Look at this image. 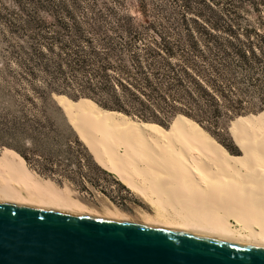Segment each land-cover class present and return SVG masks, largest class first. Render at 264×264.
I'll return each instance as SVG.
<instances>
[{"label": "trees", "instance_id": "1", "mask_svg": "<svg viewBox=\"0 0 264 264\" xmlns=\"http://www.w3.org/2000/svg\"><path fill=\"white\" fill-rule=\"evenodd\" d=\"M113 1L0 2L6 41L0 150L31 164L40 141L61 140L50 117L63 111L51 98L56 92L58 100L139 118L159 130L158 123L171 121V135L188 121L235 153L222 138L229 122L235 118L238 132L264 123V33L220 25L209 0H175L181 18L174 27L136 23L119 9L125 0ZM239 155L232 156L247 160Z\"/></svg>", "mask_w": 264, "mask_h": 264}, {"label": "bare ground", "instance_id": "2", "mask_svg": "<svg viewBox=\"0 0 264 264\" xmlns=\"http://www.w3.org/2000/svg\"><path fill=\"white\" fill-rule=\"evenodd\" d=\"M65 109L98 165L141 196L152 212L142 211L139 222L117 206L101 213L77 199L70 186L40 178L22 156L8 149L7 157L0 159V202L264 248V123H248L239 132L233 125L235 140L248 158L239 161L188 121L171 135L96 106L84 109L69 103Z\"/></svg>", "mask_w": 264, "mask_h": 264}, {"label": "water", "instance_id": "3", "mask_svg": "<svg viewBox=\"0 0 264 264\" xmlns=\"http://www.w3.org/2000/svg\"><path fill=\"white\" fill-rule=\"evenodd\" d=\"M0 264H264V248L0 202Z\"/></svg>", "mask_w": 264, "mask_h": 264}, {"label": "rangeland", "instance_id": "4", "mask_svg": "<svg viewBox=\"0 0 264 264\" xmlns=\"http://www.w3.org/2000/svg\"><path fill=\"white\" fill-rule=\"evenodd\" d=\"M104 1L105 0H98L99 5L102 6ZM107 1L111 4L116 3L113 0ZM209 1L214 5L216 12L215 16L219 17L220 25L226 27L232 24V26L239 29L240 32L249 30L264 33V2L260 0ZM0 2L12 4V0H0ZM119 9L128 16H132L136 23H148L152 21L156 27H174L176 23H178L179 18H181L180 6L176 5L175 0H145L144 3H142L141 0H125ZM203 13L206 16H211V12L208 9H203ZM192 14L193 16H197V13ZM5 45L6 41L0 28V64L4 60ZM54 94L56 95L53 97ZM51 98L56 104H59V106L61 105L60 107L63 108L61 109L63 110L62 113H50V117L57 125V132L55 135L61 138V140L59 142L56 140L40 141L37 145V151H35L33 155L32 163L28 164L29 167L48 183H55L62 188L70 186L73 195L77 199L101 213L105 207L117 206L127 213L132 220L139 222L141 220L140 213L142 211L152 212L150 206L144 202L141 196L129 190L115 175L110 174L98 165L84 139L79 135L80 133L76 129L71 117L68 115L66 109H64L65 106H62V102L72 101L71 103L78 107L80 106V108L86 109L88 107H86L85 104L80 105L79 102L73 101V99L71 101L57 100L61 97H59L56 92L51 93ZM0 100H2L1 93ZM121 115L135 124H144V122L136 120L139 118L127 116L125 114ZM253 122H260V120ZM170 123L171 121L165 122V124L158 123L157 126L167 131L171 130L173 127V124L170 125ZM230 123L231 121L227 125L226 133L222 138L232 146L235 153L228 150L232 155L234 154L235 156L240 154L239 156L243 157V153L233 140L234 137L232 138L228 131ZM70 124L79 137L81 136L80 139ZM68 125L70 127H68ZM145 125H147V123ZM148 126L154 127L151 125ZM201 128L204 127L201 126ZM204 130L206 129L204 128ZM174 131L175 129L171 132H167L172 133ZM208 133L210 134V132ZM212 137L215 138L214 136ZM75 138H77L78 142H75ZM1 150L0 157H4L8 150L6 149L7 151L5 150V153L1 152ZM7 155L8 153L5 157H7ZM245 158L248 159L246 155H244L243 159Z\"/></svg>", "mask_w": 264, "mask_h": 264}, {"label": "crops", "instance_id": "5", "mask_svg": "<svg viewBox=\"0 0 264 264\" xmlns=\"http://www.w3.org/2000/svg\"><path fill=\"white\" fill-rule=\"evenodd\" d=\"M55 210H59V211H65V210H62V209H55Z\"/></svg>", "mask_w": 264, "mask_h": 264}]
</instances>
